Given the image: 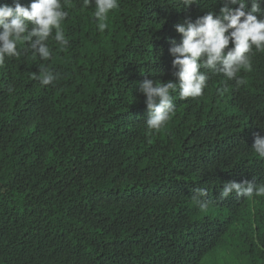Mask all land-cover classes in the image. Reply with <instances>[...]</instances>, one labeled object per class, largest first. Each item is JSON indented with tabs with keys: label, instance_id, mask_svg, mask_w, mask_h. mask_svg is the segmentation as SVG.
<instances>
[{
	"label": "trees",
	"instance_id": "trees-1",
	"mask_svg": "<svg viewBox=\"0 0 264 264\" xmlns=\"http://www.w3.org/2000/svg\"><path fill=\"white\" fill-rule=\"evenodd\" d=\"M0 264H264V0H0Z\"/></svg>",
	"mask_w": 264,
	"mask_h": 264
}]
</instances>
